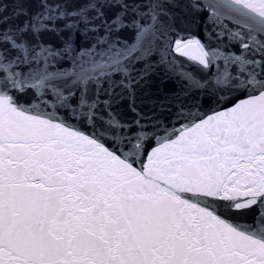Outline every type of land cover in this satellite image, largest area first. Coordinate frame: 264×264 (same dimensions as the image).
I'll return each instance as SVG.
<instances>
[{
	"label": "snow or ice",
	"instance_id": "snow-or-ice-1",
	"mask_svg": "<svg viewBox=\"0 0 264 264\" xmlns=\"http://www.w3.org/2000/svg\"><path fill=\"white\" fill-rule=\"evenodd\" d=\"M0 264H264V0H0Z\"/></svg>",
	"mask_w": 264,
	"mask_h": 264
}]
</instances>
